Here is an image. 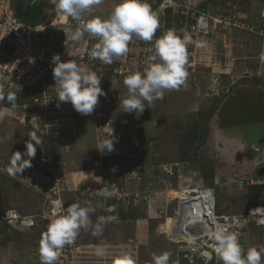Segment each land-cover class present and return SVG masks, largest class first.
Segmentation results:
<instances>
[{
    "label": "rangeland",
    "instance_id": "374dc122",
    "mask_svg": "<svg viewBox=\"0 0 264 264\" xmlns=\"http://www.w3.org/2000/svg\"><path fill=\"white\" fill-rule=\"evenodd\" d=\"M22 1L28 3L30 0ZM37 1L39 4L45 2L48 19L58 13L51 0ZM164 1L148 0L159 20L162 19L160 27L164 24V31L160 35L156 32L152 42L133 37L130 45L136 50L140 46L152 48L155 39L165 31L176 29V24L168 21L166 11L170 8L164 13L160 9ZM195 1L197 8L206 5L207 11L236 13L251 24H257L254 18L261 16L264 9V0ZM116 2L110 0L112 5ZM90 12L95 15L93 9ZM169 14L170 18H174L171 9ZM250 31L237 30L232 39L226 40V47L223 46V40L216 42L214 38L212 43L209 38H200L206 41L207 46L197 48L195 58L190 60L192 64L186 65L189 74L187 87L166 91L164 99L155 101L151 108L145 102L146 108L142 114L123 112L121 104L116 102V96H120L122 101L128 96V90L119 80L118 84H113V81L109 83L110 97L105 106L106 115L109 116L108 112L113 114L117 129L122 128L120 119L126 122L123 125L125 132L116 141L118 146L113 151L116 156L121 152L135 153L134 164L138 174L136 185L126 183L129 190L124 189L138 192L140 196L135 198V202L131 195L124 198L117 195V199L114 196L105 198L96 195L105 188V176L99 178L98 185L92 183L83 186L82 178H77L80 181L76 179L75 185L68 182L69 188L67 186L68 189L62 195L65 210L73 203L81 206L91 204L96 207L95 213L90 214L93 225L101 215H114L118 219L106 224L100 236H93L91 229H81L75 243L60 250L58 264H116L117 260L125 257L131 258L134 264H154L153 256L163 252L170 254L168 264H188V260L186 263L185 257L181 255L183 253L178 250V243L170 239L171 228L166 224L170 218L171 222L176 218L178 202H167V196L180 195L178 190L192 189L199 185L213 186L207 183L212 182V177H216L217 173L225 179L224 185L215 187L219 212L245 211L248 205L245 194L248 191L247 185L252 179L254 183L259 182L254 177L262 169L263 163L254 162L251 158L243 160V155H238L235 150L246 143L254 148L252 142L255 140L258 144L264 143V71L258 74L261 70L258 54L263 50V43L256 31ZM68 108L75 112L72 123L64 127L59 137L56 133H50L42 139V145H36L31 167L15 176H10L7 171L10 160L13 153L25 151L32 130L20 125L9 114L0 119V213L3 214L7 209H17L24 215L35 214L34 223L27 227L4 224L0 220V264H40L39 242L48 224L55 218L45 211L48 203L46 184L50 183L52 177L47 167L52 166L54 171L61 172L67 180H75L78 171L93 168L94 158L101 160L104 155L103 167L106 170L103 175L109 176L111 180V169L106 166L113 161L112 154H101L99 149L96 157L90 150L80 149L73 153L74 149L83 144L78 141L84 132L90 143H100L93 119L94 111L89 115H81L71 103ZM150 138H157V141L137 147L141 139ZM184 144L190 146L184 147ZM258 144L255 146L259 147ZM49 161L54 162L51 165ZM58 162L62 164L57 166ZM205 169L209 171L207 176L203 174ZM94 172L98 175L95 167ZM81 175L78 177H83ZM257 175L263 177L264 173ZM118 179V184L124 186L125 179L120 176ZM108 188H111L109 183ZM120 210L128 215L121 217ZM160 226L164 230L159 231ZM251 235L247 237L254 243L253 246H262V230L253 227ZM98 246L106 249L103 257L94 254ZM199 262L196 260L193 264Z\"/></svg>",
    "mask_w": 264,
    "mask_h": 264
},
{
    "label": "built area",
    "instance_id": "2783aa9c",
    "mask_svg": "<svg viewBox=\"0 0 264 264\" xmlns=\"http://www.w3.org/2000/svg\"><path fill=\"white\" fill-rule=\"evenodd\" d=\"M167 8H170L177 15L175 29L177 35L191 34L194 41L206 37L213 43L212 40L216 38V42L223 40V46L226 47V40L232 39L237 30L256 31L263 43V50L258 54V63L261 67L258 74L264 71V24H251L237 14H213L205 9L200 10L197 8L195 0H165L160 4V9L164 13ZM261 15L264 19V9ZM76 26L77 22L60 13H57L52 19H46L35 24L28 23L16 15L12 0H0V94L7 96L13 93L17 85L19 90L28 88L39 91L27 102L16 105L15 108H5L10 110L9 115L15 121L26 127H30L29 121L33 115L40 117L41 127L37 135L42 136V138H46L50 133L62 135L64 127L71 124L74 117L73 111L69 110L66 103L60 102V106L57 107L56 86L52 73L54 65L51 58L53 54H60L62 61L71 59L66 55L63 41L65 32L74 29ZM162 27L164 24L160 27L164 29ZM97 42V39L85 34L84 40L75 47L80 49L79 63L82 66H88L101 77L102 89L108 88L109 83L114 80L123 82L131 72L140 71L147 67L148 57L151 53L143 46L136 50L130 43L129 51L111 65L92 61L88 53ZM187 52V63L190 66L192 64L190 60L195 58L194 56L198 51L193 44L187 46ZM106 104H108V98L106 95L101 96L94 110L95 126L98 130L100 144L108 140L112 134L115 137L114 148L116 149L118 146L116 141L125 132L123 125H126V122L121 120L122 128L118 127L117 129V126L114 125L115 121L106 115ZM5 108L0 106V109ZM30 129L33 131L31 127ZM135 159L134 152H121L116 156L109 167L111 180L109 176L103 175L106 169L102 166L101 160L94 161L98 176H105V188L113 191L116 199L117 195H121L123 198L131 195L136 202L135 198L140 196L138 192L127 191L129 189L126 186L127 182L138 178L137 166L134 164ZM46 162L48 161L46 160ZM49 162L52 165L54 161ZM60 164L62 163L58 162L57 166ZM47 170L52 177L50 183L46 184L48 203L45 206V211L56 218V216L66 212L62 195L69 188L68 180L61 172L54 171L52 166L47 167ZM119 176L125 179L124 186L118 184L116 179ZM119 182L123 183V181ZM108 183L111 188H108ZM183 190L189 191L182 207L180 202L183 200L180 196L174 194L167 196V202L176 200L178 202L173 230H170V239L177 241L178 250L183 253L189 263L193 264L198 260L200 261L199 264H222L213 250L210 232L213 230L214 222L225 223L224 217L229 218V230L238 234L245 251L254 245L251 239L247 237L253 227L261 229L264 234V224L258 223V221L264 220V203L249 205L241 213H219L216 209L215 196L209 187H194ZM198 190H201L202 193H198ZM34 216H22L16 209H8L4 215L0 214V220L4 224L27 227L34 223ZM166 226L168 225L166 224ZM159 230L164 229L160 226ZM199 246L203 248H199ZM206 250L211 252V258L205 255Z\"/></svg>",
    "mask_w": 264,
    "mask_h": 264
},
{
    "label": "clouds",
    "instance_id": "9594fccd",
    "mask_svg": "<svg viewBox=\"0 0 264 264\" xmlns=\"http://www.w3.org/2000/svg\"><path fill=\"white\" fill-rule=\"evenodd\" d=\"M51 2L58 13L77 22L74 29L64 31L63 43L66 55L71 59L62 61L60 54H53L51 58L54 65L52 73L56 86L57 107L60 106V102L66 103L67 106L71 103L75 111L81 115H89L95 110L101 96L106 95L109 100V87L102 89L101 77L88 66H82L79 63L80 49L75 45L81 43L85 34H88L89 37L98 40L88 53L90 59L111 65L129 51V43L133 37L144 42H152L160 28L159 17L152 10L148 0H117L107 17L94 16L90 12L93 7L101 5L104 0H51ZM193 44L196 48L207 46L206 41H194L193 36L188 33L178 36L175 30H167L155 39L153 47L148 49L151 55L148 57L147 67L143 72H131L121 82L128 90V96L121 101L122 111L126 113L135 112L136 115L137 113L142 114L146 108L145 102H147L148 108H151L155 101L164 99L166 91L179 90L182 86L187 87L186 81L189 75L186 70L187 46ZM114 82L118 84L119 81L114 80L113 84ZM18 91L19 86L17 85L14 92L8 94L7 97L0 94V101L6 98L15 108ZM9 111L8 109H0V119L8 115ZM108 111L111 110L108 109ZM73 115L75 116L74 111ZM93 119L95 124V116ZM40 120L37 115L31 117L29 125L33 131L28 135L30 139L26 142L25 151L13 153L7 169L10 176L21 174L24 169L31 167V160L36 155V145L43 143V140L37 135L41 127ZM114 141L115 137L111 134L108 140L97 144L96 148L101 153L111 152L115 150ZM257 174H255L254 179H258L259 182L256 183L264 184V176L261 177ZM252 181L253 183H251ZM251 182L249 184H254L253 179ZM216 185L218 184L216 183ZM199 187H209L211 190L216 186L199 185L197 188ZM212 194L215 196V193ZM96 195L111 198L115 193L105 188L98 191ZM216 209L219 212L217 201ZM95 211L96 207L91 204L81 206L78 203H73L66 208L63 215H58L52 219L39 242L40 264H58L60 250L65 246L73 245L81 229H91L93 236H100L106 224L118 219L114 215H101L97 217V222L93 225L90 214L95 213ZM108 211L111 212L112 209H108ZM223 219L225 223L214 222L213 230L210 232L213 250L222 264H264V245L250 246L245 251L238 234L229 230V218L224 217ZM258 223L264 224V220H260ZM250 237H252L251 233ZM255 244L259 245L258 243ZM199 248L203 247L199 246ZM105 251V247L98 246L95 248L94 254L97 257H103ZM207 252L210 251L206 250V256ZM169 257L168 252L154 255V264H168ZM207 257L211 258L212 254ZM184 260L188 263L186 258ZM116 264H134V262L131 258L125 257L117 260Z\"/></svg>",
    "mask_w": 264,
    "mask_h": 264
},
{
    "label": "trees",
    "instance_id": "16d2710c",
    "mask_svg": "<svg viewBox=\"0 0 264 264\" xmlns=\"http://www.w3.org/2000/svg\"><path fill=\"white\" fill-rule=\"evenodd\" d=\"M211 1H213V0H211ZM12 2H13V6H14V9H15V13H16V15L18 16V17H20L21 19H23L24 21H26V22H28V23H31V24H35V23H38V22H40V21H43V20H46V19H48L47 18V14H46V6L44 5V3L43 4H39L38 3V1L37 0H30L28 3H23V1L22 0H12ZM206 6V5H205ZM205 6L204 5H202V6H200L199 7V9L201 8V9H205ZM200 9V10H201ZM167 14H168V21L169 22H173V23H175V24H177V15L176 14H174L173 16H174V18H170V9H168L167 11ZM211 12V11H210ZM211 13H213V14H217V13H222V14H224V15H228V14H230V15H235L236 13H231V12H225L224 10H220V11H218V10H214L213 12H211ZM254 19H256V21H255V23H258V24H264V19H263V17H262V15L261 16H259L258 18H254ZM253 19V20H254ZM263 19V20H262ZM247 20V19H246ZM160 21V23L162 22V19H160L159 20ZM168 21H167V24L169 25V23H168ZM161 31H164V29H161V28H159L158 30H157V33H158V35H160V32ZM38 90L37 89H33V90H31V89H28V88H23V89H20L19 91H18V93H17V100H16V105H19V104H22V103H24V102H27L28 100H30L31 98H33V96H35V95H37L38 94ZM5 97H7V96H5ZM117 97V99H116V102H118V104H121V100H120V96H116ZM122 97V96H121ZM3 106V108H5V107H8V108H13L12 107V105L7 101V99L5 98L4 100H2V101H0V106ZM115 105V104H114ZM120 108V107H119ZM6 109V108H5ZM113 111V110H112ZM116 112V111H115ZM109 113V117L110 118H114V116H113V114L112 113H110V112H108ZM117 113V112H116ZM122 113V112H121ZM117 114H119V112L117 113ZM12 118V117H11ZM132 118V117H131ZM12 119H14V118H12ZM26 128H29L30 129V127H26ZM41 139H44V138H42V136H39ZM59 137V136H58ZM157 141V138H150L149 140H142L141 139V141H140V143H139V146H137L138 148H140L141 147V145H143V146H146L147 144L149 145L150 143H154V142H156ZM145 142H147L146 144H145ZM145 144V145H144ZM191 144V143H190ZM185 145V144H184ZM187 146H190L189 144H187V145H185L184 147H187ZM111 153V152H110ZM102 154V153H101ZM112 155H113V161L115 160V158H116V155L114 154V151H113V153H111ZM103 157V156H102ZM102 157H101V162H102V166L104 165L103 164V161H102ZM139 159L137 158V161H138ZM112 161V162H113ZM112 162L110 163V164H112ZM135 162H136V159H135ZM106 167H110V166H106ZM208 169V168H207ZM207 169H205V172H203V174L205 175V176H207V175H209V171H207ZM211 175V174H210ZM212 176H213V174H212ZM121 178H123V177H121ZM212 178H214V176L212 177ZM118 179V178H117ZM119 180V179H118ZM208 185H215V186H217L216 185V183H215V179H212V182L210 181V183H207ZM245 194H246V199H247V203H248V205H250V204H258V203H263L264 202V184H261V183H254V184H249L248 185V191H247V193L245 192ZM8 210V209H7ZM7 210H5L4 212H3V214H1V215H4L5 213H6V211ZM17 210V209H16ZM18 211V210H17ZM22 216H28V215H24V214H22L21 212H19ZM31 215H35V214H31ZM119 215L122 217V216H124V215H128V213L127 212H125L124 210H120V212H119ZM35 217V216H34ZM34 221H35V219H34Z\"/></svg>",
    "mask_w": 264,
    "mask_h": 264
},
{
    "label": "crops",
    "instance_id": "0c3cea01",
    "mask_svg": "<svg viewBox=\"0 0 264 264\" xmlns=\"http://www.w3.org/2000/svg\"><path fill=\"white\" fill-rule=\"evenodd\" d=\"M112 7H113V5L110 3V0L108 1V0H104V2L101 4V5H99V6H95V7H93L92 9L94 10V13H95V15L94 16H102V17H107L109 14H110V12H111V10H112ZM87 16V15H86ZM124 84V83H123ZM263 102V101H262ZM263 107V106H262ZM95 131H96V129H95ZM77 135H79V134H77ZM76 136H74L73 138H71V140H73L74 138H75ZM98 137V136H97ZM264 139V138H263ZM80 140V139H79ZM79 142V144H81V143H83L79 148H77V149H74V151H73V153L74 152H76L77 150H80L81 149V151L82 150H90V152L91 153H94L95 155H94V157H96L97 156V149L98 148H96L97 147V142L95 141V142H93V143H90L89 141H88V138H87V134L84 132V136H82V139L80 140V141H78ZM264 142V141H263ZM88 143H89V145H88ZM253 144H254V148H252V147H250V146H248L247 144L248 143H246L245 145H243V146H241L238 150H235V151H237V153H238V155H243V160H249V158H251V159H253V161L254 162H259V161H261L262 163H263V166H262V169L260 170V172L262 173V172H264V143L261 145V144H258L257 142H256V140L254 141V142H252ZM255 144H258V145H260L259 147H256L255 146ZM94 150V151H92V150ZM256 149H259V150H256ZM260 149H262L263 150V153H262V151H260ZM258 152H260L261 153V155L259 156V157H257V154H258ZM86 153V152H85ZM87 153H89V152H87ZM105 153H110V152H104L103 154H105ZM111 154V153H110ZM255 155V156H254ZM257 157V158H256ZM97 158H94V160L93 161H95ZM102 161H103V164H104V166H105V161H104V155H103V157H102ZM113 163V162H112ZM109 166H111V164L109 165ZM89 167V166H88ZM93 168H94V165H93ZM93 168H91V167H89V169H84V170H81V171H78V173H77V177H75V175H74V177H75V180L74 179H69L68 178V182H69V184L70 183H72V185L74 184H76L77 182H76V179L77 178H82V180H83V186L84 185H89V184H94V185H98L99 183H100V180H99V176L98 175H96L95 174V172H94V169ZM246 168H248V167H246ZM260 172H258V173H260ZM75 173V172H74ZM80 173L82 174L81 176H83V177H78V176H80ZM220 176V175H219ZM218 176V173L216 174V177H214V179L216 180V183L218 184V185H220V186H222V185H224V183H225V179L224 178H221V177H219ZM223 177V176H222ZM77 180H79V179H77ZM89 180V181H88ZM80 181V180H79ZM88 181V182H87ZM86 183V184H85ZM128 183V185H131V186H133V185H136V180H131V181H129V182H127ZM251 183H253V181L251 182ZM79 184V183H78ZM80 185V184H79Z\"/></svg>",
    "mask_w": 264,
    "mask_h": 264
},
{
    "label": "bare ground",
    "instance_id": "6f19581e",
    "mask_svg": "<svg viewBox=\"0 0 264 264\" xmlns=\"http://www.w3.org/2000/svg\"><path fill=\"white\" fill-rule=\"evenodd\" d=\"M188 191H189V190H183V189L177 191V193L180 194V195H176V196H180L181 200H183V201L180 202L181 207L183 206V203L185 202V200H186V198H187V195H188L187 192H188ZM174 192H175V191H174ZM190 192H191V191H190ZM197 192H198V193H202L201 190H198ZM171 220H172V219H171ZM171 220L167 222V225H168V228H171V230H173V229H172V227H173L172 223H173L174 219H173L172 222H171ZM171 225H172V226H171ZM173 232H174L175 234H177V232H175V231H173Z\"/></svg>",
    "mask_w": 264,
    "mask_h": 264
},
{
    "label": "water",
    "instance_id": "95a60500",
    "mask_svg": "<svg viewBox=\"0 0 264 264\" xmlns=\"http://www.w3.org/2000/svg\"><path fill=\"white\" fill-rule=\"evenodd\" d=\"M211 191H212V193H215V188L213 187L212 189H211ZM211 254H210V252H207V256H210Z\"/></svg>",
    "mask_w": 264,
    "mask_h": 264
}]
</instances>
